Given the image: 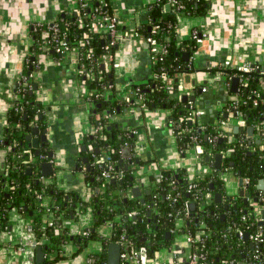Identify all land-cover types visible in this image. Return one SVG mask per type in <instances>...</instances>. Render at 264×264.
Instances as JSON below:
<instances>
[{
	"label": "trees",
	"instance_id": "16d2710c",
	"mask_svg": "<svg viewBox=\"0 0 264 264\" xmlns=\"http://www.w3.org/2000/svg\"><path fill=\"white\" fill-rule=\"evenodd\" d=\"M184 6V11L175 14L165 13L162 3L155 2L147 7L146 15L150 25L137 28L135 31L144 37H154L160 45L165 46L167 55L163 57L162 62L152 66L153 78L148 83L132 86L128 92L133 106H139L138 102L150 111L169 110L171 112L169 120L175 125L183 121L181 125L186 131L175 135L176 147L181 155L194 145H199L203 151L200 155L202 163H205V157L208 154H226L219 169L209 164L210 173L194 180L196 187L190 192H188L190 180L184 172L161 169L159 170L161 177L151 176L152 186L148 188L149 194L143 191L140 198H134L131 195V190L138 186L142 168L150 164V160L137 156L134 130L125 131L118 122H109L110 115L114 118L124 115L129 105L121 100L106 102L101 96L103 93L101 87H111L113 75L111 71H106L101 64H98L105 53L107 40L93 32L91 24L89 25L91 19L89 12L82 20L83 27H78L75 14L66 13L60 19L69 24L68 40L70 42L88 36L90 44L80 51L78 68H91L101 75L100 81L88 82L89 88L97 89L100 94L97 98L96 95L89 97V101L92 102L89 117L93 126L100 125L103 130H98L96 134L87 137L86 142L93 147L96 155H101V150L106 151L113 165L111 175L117 178L104 182L101 178L104 167L94 163L86 147L85 151L83 148L80 149L76 163L77 170L83 173L85 183L91 189L89 203L83 202L76 192H64L54 184L43 183L39 167L45 160L35 157L34 150L28 147L25 138L34 125L39 128L40 133L46 130L48 122L42 115L44 107L37 102L35 93L26 89L20 92V101L9 109L4 128L3 144L7 149L5 158L7 175L0 180V226L2 230L5 227L9 230L12 211L18 212L22 217L30 218L35 242L42 248L46 260L51 264L67 258L64 251L65 245L71 243L76 248L75 254L78 255L84 251L91 240L99 241L103 250L99 254L87 255L85 259H91L90 264H106V248L109 240L96 234V230L104 226H111L115 239L124 235L136 246H146L149 257L153 259L160 251L172 246L174 235L169 234L170 236L167 237V227L174 222L177 214L183 221L181 233L191 235L200 231L204 233V247L201 252L205 253L208 264H224V261L255 264L254 246L238 240L236 234L238 231L252 234L261 227L264 236V224L260 226L252 215L258 202H245L239 196L228 197L221 175L226 169L231 168L237 178L246 179L248 183L246 192L252 199L258 193L256 189L258 180L264 178V151L258 150L261 144L259 138L256 136L257 140L251 145L242 138L248 127L261 124L264 115V91L257 82L260 74L254 70L247 75H242L235 69H226L221 66L207 69L212 76L224 77L226 83L230 85L234 78L238 80L236 92L231 93L229 88L227 93L230 99L225 101L219 111L211 113L210 117L216 121H225L226 113L239 111L244 122L239 132L229 135L217 131L214 123H199V121L191 123L189 120L184 122L190 109L189 100L183 99L185 95L181 93L180 80L186 74L190 75L194 72L192 58L197 46L196 41L191 38L182 43L177 41V17L205 16L209 9V1L185 0ZM104 12L112 15L107 9ZM152 26H159V31L153 34L150 28ZM39 34V31L33 33L34 53L45 50L37 42ZM114 49L115 47L112 51ZM89 53L92 54V59L87 58ZM184 54L188 55V61L184 59ZM164 79L172 80L169 87ZM240 81L245 82L247 86L241 87ZM200 89L199 86L194 87L197 98L201 96ZM254 91L259 93L257 106L253 101L252 92ZM205 111L207 112L206 109ZM168 126L174 127V125ZM102 136H106L107 140L104 141ZM215 137L216 140L211 143L210 140ZM39 149L40 156H46V160H49L48 144L40 146ZM96 149L99 150L98 153L95 152ZM31 156L34 161H31ZM85 158L88 160L86 163H84ZM87 163L90 165L89 168ZM119 172L121 176L116 175ZM112 180L114 183H111ZM172 181H175L174 190L170 186ZM169 193L179 195L175 199L168 200L166 196ZM205 193L212 195L210 201L204 200ZM215 194L221 195L219 203L214 201ZM44 200H48L49 207L43 205ZM190 202H196L197 208L193 214L185 217L182 210L186 203ZM87 209H91L95 218L93 227L84 231L85 236L68 235L64 229L59 231L65 222L74 218L75 211L83 214ZM133 212L137 213V217L128 219V215ZM51 215L55 218L54 226L43 229V223L47 218H51ZM222 215H224L223 219ZM225 235L229 237L225 238ZM3 246L5 245L0 247ZM259 247L264 254V241ZM260 262L264 264V258ZM33 264H35L34 261Z\"/></svg>",
	"mask_w": 264,
	"mask_h": 264
},
{
	"label": "crops",
	"instance_id": "0c3cea01",
	"mask_svg": "<svg viewBox=\"0 0 264 264\" xmlns=\"http://www.w3.org/2000/svg\"><path fill=\"white\" fill-rule=\"evenodd\" d=\"M94 1L101 0H0V180L5 175L4 162L7 156V149L3 144L6 116L9 109L21 99L18 100L17 96H20L18 83L20 77L25 76L29 78L27 86L50 116L46 136L52 159L44 162L53 163L55 171L45 182L56 185L64 192L78 193L85 203L90 202L91 191L86 189L84 176L77 170L76 159L82 146L92 147L86 142V138L93 135L89 117L92 105L87 100L89 90L75 65L74 57L56 55L46 49L39 53L33 52V29L36 25L57 22L66 13L74 14L81 2L96 4ZM102 1L107 4V10L117 18L119 24L118 40L111 61L118 67L113 68L111 62L105 66L106 71L112 72L113 81L102 98L111 102L121 100L132 86L145 85L153 78L146 40L131 31L146 25V9L155 0ZM194 30L206 36L193 55L195 70L189 75L190 82L185 81L186 77L180 80V83L184 81L182 93L195 95L191 83L193 81L197 87H207L202 100L197 102L199 105L207 102L211 113H216L229 96L221 83L216 82L207 72V68L229 61L231 67L251 64L264 69V0H209L205 16H182L178 19L177 41L182 43L189 40ZM201 97L202 94L199 98ZM211 113L207 111V121L212 120ZM170 115L169 110L150 111L134 107L115 118L116 121L110 122H118L123 130H135L136 153L140 158L150 160V164L142 168L138 178L141 179L138 183L141 192L152 186L151 176L158 175L161 169L181 171L189 180H196L208 173L209 164L214 162L215 155L209 156V164H200L195 154L188 157L180 155L175 136L168 126ZM242 127L241 124L238 126L234 118H229L225 130L228 134H235ZM242 138L250 145L257 140L255 134L248 135V132ZM231 174L233 177L230 180L235 184L224 179V190L228 197H234L245 188L244 184L240 188L236 183L238 178ZM15 213L13 214L16 215ZM19 218H14L12 226L2 234L5 246L0 248V264L28 263L23 248L25 241L29 239L27 228L32 225V221L27 217ZM93 223L91 209L83 214L75 211L74 218L65 222L59 231L64 229L68 235H75L90 230ZM105 229L108 231L105 232ZM109 230L110 227H100L96 234L108 240L111 234ZM102 250L103 246L99 241L91 240L85 250L76 255V248L70 243L64 246L67 258L55 264H85L88 254H99ZM190 250L187 243H182L179 248L172 246L159 253L158 262L168 263L176 255L178 259L184 260Z\"/></svg>",
	"mask_w": 264,
	"mask_h": 264
},
{
	"label": "built area",
	"instance_id": "2783aa9c",
	"mask_svg": "<svg viewBox=\"0 0 264 264\" xmlns=\"http://www.w3.org/2000/svg\"><path fill=\"white\" fill-rule=\"evenodd\" d=\"M184 1L185 0H155V2L157 3H162L163 4V11L165 13H177L180 11H184L185 10V6H184ZM209 1V0H208ZM107 9V4L104 1H97L96 4H91L89 2H81L78 6V9H76L75 11V16L77 17V22H78V27H83V22L82 20L85 19L87 17V13H91L90 16V20H89V25L91 24V27L93 29V32L95 34H98L100 36V38L106 39L107 40V44L105 45V53L102 55L101 60L98 62V64H101L103 66V68H105L106 65H108L111 61H112V56H113V51L112 48H114L117 44V40H118V20L116 17L112 16V15H108L106 14L104 11ZM146 25H150V20L148 19ZM151 31L153 34H155L157 31H159V26H152L150 27ZM69 24L65 23L64 20H59L57 22H53V23H49L46 25H36L34 26V33L39 31V41H37L44 49L46 50H50L52 51L54 54L56 55H69L70 57H74L75 59V65L78 68V61L80 59V51L82 49H84V47H86L87 45L90 44L88 36H83L81 39L77 40V41H73L70 42L68 40V33H69ZM131 33H133L134 35H138L136 33L135 30H132ZM205 34L198 31V30H194L191 33V39H194L196 41V46H198L199 44L202 43L203 39L205 38ZM147 46H148V51H149V56H150V63L151 66L156 65L159 62H162L163 57L167 55V50L165 48V46L160 45L157 40L152 37H145ZM92 54L89 53L87 54V58L88 59H92ZM193 61V58H192ZM111 66L113 68L118 67L117 64H113L111 62ZM217 66H221L222 68H226V69H235L237 72H239L242 75H247L249 73H251L254 70H257L260 74V77L258 78V84L259 87L264 91V69H261L259 67H257L256 65H251V64H244V65H240V66H236V67H231V64L229 61H226L225 63H222L220 65ZM211 68V67H210ZM80 75L83 76L86 80H85V84L86 87L88 88V102H90V104L92 105V102L89 101V97H93L96 95L97 97H100V94H98L97 89H90L88 86V82H98L101 80V75L94 71L91 68H85V67H81L78 68ZM208 69V68H207ZM184 77H182V80H184ZM214 80L216 82L221 83L220 85L222 86V88L224 89V92L229 90V88L231 87L230 84L226 83V80L224 77L216 75L213 76ZM28 77L25 76H21L20 77V81L18 83L19 85V92L29 89L31 90V88H29V86H27V81H28ZM165 82L167 83L168 87L169 85L172 83V80H168V79H164ZM241 87H246L247 84L245 82L240 81ZM184 85V81H181V86ZM110 88V86L108 87H101V90L103 91V93L101 94V96L103 97V94L105 93L106 90H108ZM201 92L204 93L207 91V87H201ZM181 93H182V89H181ZM183 95H187L188 97L191 95L188 94H184ZM252 96L254 98V105L257 106L259 104L258 102V98H259V93H257V91L252 92ZM230 99V98H229ZM228 100V99H227ZM122 102H124L125 104L129 105L130 109H133L136 106H133L131 104V100L129 97V92L126 93V95L124 97H122L121 99ZM263 102V100H262ZM189 109H190V113L188 114L187 118L184 119V122L189 120L191 123H195V121H199V123H204V122H210V123H214L215 124V129L217 131H222V133H226L225 130V125L226 123L229 121V118H234L235 122L238 124V126L241 124L242 126H244V122L242 120V114L239 111H234L232 112H228L227 114V120L225 121H216L215 119H210L207 121V112L205 111V109H203L201 106H199L198 102H192L189 101ZM137 104L139 106L137 107H141L145 109V105L140 104L137 102ZM225 104V103H224ZM223 104V105H224ZM18 108V107H17ZM42 115L44 116V118L46 119V121L48 122L50 120V116L48 114V112H46V110L42 111ZM105 116V115H104ZM111 121H114V119L112 118V116L108 117ZM183 123V121H180L179 124L175 125V123H173V121L168 120V125H174V127H170V129L172 130L174 136L176 134H181L183 132H185L186 130L184 129V127L181 125ZM254 129V134L255 136H257L261 142V144L259 145L258 150L260 151H264V115L262 116V122L260 125L257 126H251ZM102 131L103 127L98 125V126H93V135L96 134L97 131ZM230 135V134H229ZM102 139H104V136H102ZM216 140V137L211 139V143L213 141ZM89 154L91 159L94 161L95 164H97L98 166H102L104 167V170L102 171L101 174V178L104 182H108L110 179H114L117 178V176L112 177V172H113V165L111 164V159L109 158V156L107 155L106 152H102L101 155H96L93 152V147H89L88 148ZM252 151H254V149H252ZM203 151L201 149V147L199 145H194L192 146L190 149H187L185 151V153L182 155L184 157H188L191 154H195L197 156V160L200 164H202V162L200 161V155H202ZM181 155V154H180ZM221 155V159H223L225 157V153L224 154H220ZM207 156H214L213 154H208ZM40 160H46V156H39ZM34 161L33 156H31V161ZM211 171V169H209L208 173L209 174ZM232 173V169L228 168L224 171V173L221 175V179L224 181V177L225 174L227 173ZM4 178L7 175V168L5 167V162H4ZM116 175L121 176V173H116ZM161 177V174L156 175V178ZM201 177V176H200ZM198 177V178H200ZM197 178V179H198ZM43 178L41 177V180ZM195 180V179H194ZM194 180H190L189 184H188V192H190L191 190H193L196 185L194 184ZM243 183H247V180L244 179ZM174 184L175 181L170 182V186L172 188V190H174ZM178 193H176L175 195H172L171 193H169L166 198L168 200L171 199H175L176 197H178ZM212 198V195L210 193H205L204 194V200L210 201ZM249 201H253L251 199H249ZM258 203H260V206L256 205V207L254 208V211L252 213L254 219L259 223L260 221L264 222V218H262V212L264 211V193L259 192V194L257 195V201ZM43 205L46 207H49V202L48 200H44L43 201ZM16 211H12L10 213V226H12L11 221L15 218V219H20L19 217L21 216L18 212H16L14 215L13 213ZM154 213H157L156 211H153ZM182 213L185 217H188L190 212L188 210V203H186L184 210H182ZM137 217V213L133 212L130 213L128 215V219L132 220L135 219ZM178 217V218H177ZM180 216H178V214L176 215V217L174 218V222L171 223L167 228H168V234L170 235H174V242L172 244V246L174 247H180L182 245V243H187L189 245V247L191 248L189 255L184 259H178L177 255L174 257V259L168 263L166 262H158V257L159 254L156 255L155 258H150L149 254H148V248L146 246H136L134 243H132L129 239L125 238L124 235H120L117 239H115V235L111 231V234L109 236V242L110 243H116L119 244L121 247V253H120V261L121 264H208L207 263V257L205 255V253H202V248L203 246V241H204V233L203 232H197L195 235H191L189 233L187 234H183L181 233V228H182V218H179ZM93 218H95L93 216ZM54 215H51V218H47L45 220V222L42 225L43 229L46 228H51L54 226ZM111 228V226H108ZM7 230V227H5L4 230L1 229L0 226V246L3 245V241H2V234L5 233ZM27 233L29 236L28 241H25L24 244V248L23 251L24 253L27 254L28 257V263L27 264H33L34 261V257H35V247L37 246V243L35 242L34 239V233L32 231L31 226H29L27 228ZM76 235L78 236H85L86 232L82 231V232H78L76 233ZM237 239L238 240H243V242L245 244H249L251 243L252 246H254V263L255 264H259V262L261 261V259L264 258V254L263 252H261V248L259 247L263 241H264V236H263V230L261 227H259L257 229V231H255L252 234H249L247 232L244 231H238L237 232ZM229 235H225V238H228ZM248 240V241H246ZM246 241V242H245ZM172 246L169 248L171 249ZM1 248V247H0ZM164 250H168V249H164ZM162 250V251H164ZM161 252V251H160ZM256 261V262H255ZM85 264H90L91 263V259L87 258L85 259ZM224 264H241L238 262H233V261H224ZM253 264V263H252ZM261 264V262H260Z\"/></svg>",
	"mask_w": 264,
	"mask_h": 264
},
{
	"label": "water",
	"instance_id": "95a60500",
	"mask_svg": "<svg viewBox=\"0 0 264 264\" xmlns=\"http://www.w3.org/2000/svg\"><path fill=\"white\" fill-rule=\"evenodd\" d=\"M183 57H184L185 60H187V61L189 60V57H188L187 54H184ZM32 61H34V59H32ZM193 67H194V64H193ZM185 77H186L185 81L187 83L190 82L189 74H186ZM191 83H192V85L194 87L196 86L194 81L191 82ZM237 84H238V80L236 78H234L232 80L231 87H230V92L231 93H235L236 92ZM36 90H37V85L34 86V91H36ZM199 91L202 94L201 98H197L195 95L189 96V97L186 95V96L183 97V99L185 101L189 100V101H192V102H197V100L200 101L203 98V93L201 92V90H199ZM116 100H118V99H116ZM199 106H202V107L205 106V109L207 111H209V113H211V110L209 109V105H208L207 102H201ZM225 117H227V115H225ZM247 132H248V135H253L254 134V129L252 127H249L247 129ZM34 136H36L35 139L33 138ZM25 140L28 143V147H30V148H32L34 150L35 157H39L40 156V149H39L40 146H44L46 143L48 144L47 136H46V130H44L42 133H40L38 127H33L31 129V131L27 134ZM82 148H83L84 151L86 150V146H82ZM95 152L98 153L99 150L96 149ZM48 157H49V159H52V152L48 153ZM221 161H222L221 155L220 154H216L214 156L213 167L215 169H219L220 165H221ZM86 162H88V160L85 158L84 159V163H86ZM209 163H210V157L206 156L205 157V164H209ZM89 166L90 165L87 163V167L88 168H89ZM39 168H40L41 177L43 178L42 181H43V183L46 184L45 179L52 177L53 174H54V171H55L54 164L51 163V162H43V163L40 164ZM28 172H30V171H28ZM238 176H239V174H238ZM243 180H244L243 178L238 177V179H237L238 186L241 188L242 185L244 184L245 188L243 190H240L238 192V194L235 195V196L242 197L245 202H248L249 199H252V198H250L249 194L246 192V187H247L248 184L247 183H243ZM140 181H141V179H138V183ZM111 183H114V180H112ZM48 185H50V184H48ZM211 189H213V186H211ZM256 189L258 190V193L252 199L253 202L257 201V195L259 194V192L264 193V178L258 180ZM149 192H150L149 190H145L144 191L145 194H149ZM131 195L134 198H140L141 195H142L141 188L138 187V186L134 187L131 190ZM213 198H214L215 202L219 203L221 201V195L220 194H215ZM258 206H260V203H258ZM196 208H197L196 202L188 203V210H189L190 214H193V212L196 210ZM225 209H227V205H225ZM148 214L150 215V213H148ZM92 216H93V214H92ZM223 218H224V215H222V219ZM262 218H264V211L262 212ZM258 224L260 226H262L264 223L262 221H260ZM104 227H107V226H104ZM111 229L112 228H110V230ZM169 236L170 235L167 233V237H169ZM108 240H109V238H108ZM143 241H145V239H143ZM120 253H121L120 245L116 244V243H110L109 242V244H108V246L106 248V264H121ZM34 263L35 264H51L50 262H48L46 260V255H45L44 251L42 250V248L40 246H36L35 247Z\"/></svg>",
	"mask_w": 264,
	"mask_h": 264
},
{
	"label": "rangeland",
	"instance_id": "374dc122",
	"mask_svg": "<svg viewBox=\"0 0 264 264\" xmlns=\"http://www.w3.org/2000/svg\"><path fill=\"white\" fill-rule=\"evenodd\" d=\"M152 2H153V0H152ZM151 2V3H152ZM155 3V2H154ZM179 18H182V16H178L177 17V21H178V19ZM118 26H119V24H118ZM133 30H136V29H133ZM139 35V34H138ZM140 36H142V35H140ZM144 37V36H143ZM145 38V37H144ZM181 89H182V87H181ZM18 96V100L20 99V96L19 95H17ZM123 97V96H122ZM77 164V163H76ZM81 172V171H80ZM82 173V172H81ZM81 173H78V174H80L81 175ZM83 174V173H82ZM233 176H232V174L229 172V173H227V174H225V177L224 178H226L227 179V181L230 183H232V184H235L234 183V181H232V180H230V178H232ZM225 179V180H226ZM236 183H237V181H236ZM86 189H88V191H90L91 189H89L88 187H86ZM256 207V206H255ZM108 227V226H107ZM102 228V227H101ZM106 228V227H105ZM108 229H109V227H108ZM106 231H108L107 229H105V232ZM110 231V230H109ZM111 232V231H110ZM85 250V249H84ZM88 255H90V254H88ZM63 261V260H62Z\"/></svg>",
	"mask_w": 264,
	"mask_h": 264
},
{
	"label": "flooded vegetation",
	"instance_id": "af4514ba",
	"mask_svg": "<svg viewBox=\"0 0 264 264\" xmlns=\"http://www.w3.org/2000/svg\"><path fill=\"white\" fill-rule=\"evenodd\" d=\"M146 109V108H145ZM112 118H114L113 116H112ZM114 121H116V119L114 118ZM125 131H131V130H125ZM134 134H135V130H134ZM104 139H105V141L107 140V138H106V136H104ZM135 152H136V143H135ZM137 154V153H136ZM138 156V155H137ZM139 157V156H138Z\"/></svg>",
	"mask_w": 264,
	"mask_h": 264
}]
</instances>
